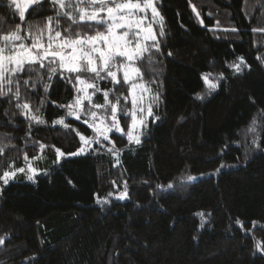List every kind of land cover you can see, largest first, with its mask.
I'll return each mask as SVG.
<instances>
[{"label": "trees", "instance_id": "trees-1", "mask_svg": "<svg viewBox=\"0 0 264 264\" xmlns=\"http://www.w3.org/2000/svg\"><path fill=\"white\" fill-rule=\"evenodd\" d=\"M156 5L164 35L160 22L149 24L160 50L149 41V51L134 63L140 70L136 80L150 90L152 104L141 142H129L125 133L132 117L119 112L122 133L109 132L108 141H94L87 152L64 157L33 180L5 185L0 264H264V0H157ZM75 8L76 0L63 10L42 0L22 22L10 0H0V37L20 25L21 35L43 30L46 43L48 17L69 11L78 20ZM60 24L56 29L53 20L52 27L63 34L71 21L63 18ZM95 30L104 28L72 27L73 34ZM239 57L246 64L236 73L229 65ZM33 68L16 78L19 98L15 86L0 97L4 169L24 166L40 151L50 157L56 149L74 152L81 147L80 135H95L81 118L67 114V106L82 95L75 74H65L71 81L62 79L58 69L49 79L47 68ZM203 73H211L212 80L223 75L211 94ZM81 76L101 89L92 104H103V92L109 91V100L120 97L118 107L127 112L129 83L121 73L119 84ZM24 103L30 111L17 107ZM83 107L90 108L88 101ZM92 111L107 116L110 109ZM61 118L68 127L53 123ZM254 119L259 147L249 131ZM125 190L122 200L112 196Z\"/></svg>", "mask_w": 264, "mask_h": 264}, {"label": "snow or ice", "instance_id": "snow-or-ice-1", "mask_svg": "<svg viewBox=\"0 0 264 264\" xmlns=\"http://www.w3.org/2000/svg\"><path fill=\"white\" fill-rule=\"evenodd\" d=\"M10 2L15 5V9L19 13V19L24 22L28 9L42 3V0H10ZM51 2L54 6L58 5L60 10L66 7L72 8V0H51ZM85 4L89 5L93 10L89 11L87 8L82 7ZM148 9H151L153 19L155 20L159 16V13L154 5V0H143V6L139 0H135V2L134 0H126L124 3H117V0H76L74 11L79 16L78 20L69 11H58L56 17H48L47 43L44 42L43 30L36 29L35 33L29 31L26 35H21V26L17 25L14 32L0 37V97L11 94L13 86H15L16 91L14 95L19 98V81L16 78L25 71L32 73L34 71L33 65L36 64H39L41 68L48 69L49 79L57 73L58 69L61 70L60 76L62 79L71 81V76L65 74H75V82L80 85L76 91L82 93V95H78L75 101L67 106V114L74 116L77 120L81 118L80 113L82 112L85 116H89L92 120V124L89 126L95 133L94 137L91 138L80 135L81 147L76 152L67 154L68 157H75L87 152L93 140L99 144L101 138L104 141L109 140V132H122L123 129L119 124L118 112H122L125 116L129 115L128 112L118 107L120 97H116V103H112L109 100V91L103 92V104H92V97L97 92H100L101 89L96 83H89L86 79H82L81 74H91L90 78L93 80L111 78L114 83L119 84L118 72L122 70L124 83L131 84L129 94L132 97V110L130 113L132 123L127 132V137L130 143L134 141L139 144L141 142L139 129L142 125L147 127V124L143 116L139 119L137 118V112L141 114L144 112L142 104L143 93L150 90L143 84L138 85L135 83V80L140 76V70L139 68L132 67V65L140 60L144 53L149 51V46L146 42L152 41L151 47L155 48L157 52L160 50V44L153 33L151 25L144 28L141 27L143 20L133 19L138 13L146 12ZM63 18L71 21V24L68 28L64 29L62 34L61 31L56 29L61 27L60 20ZM53 20H55L56 29L52 27ZM160 23L161 30L159 34L163 36L162 17H160ZM82 24L87 25L89 31L99 28H104V31L95 30L94 35L82 34L80 32L73 34L72 27ZM28 27L31 29L32 25ZM118 30L123 31L120 32ZM27 40H30L31 43H25ZM133 42H135V46H131ZM118 59H122L125 62L118 64ZM45 61H47V64H45ZM238 61L239 63L229 65V67L234 68L236 73L241 72V65L246 64L243 57H239ZM102 73L105 75H101ZM211 75V73L202 74V79L209 90L208 94L215 91L218 88L219 81L223 79L222 74L215 80L209 78ZM24 83L27 84L28 81L25 80ZM43 87L47 91L49 85L45 83ZM89 89H92L91 93ZM195 98L202 99L203 94L196 93ZM124 99L126 100L127 97ZM152 99L155 103L158 100V96ZM84 101H88L90 105V108L87 110L83 107ZM17 107L30 111L29 104L27 103L22 105L17 104ZM60 107L64 106L60 105ZM92 108L103 109L105 112H108L110 109V117L106 115L98 116L96 111H92ZM38 111L39 109H37ZM147 111L148 115L151 116V105L148 106ZM30 118L38 123H44L38 115L32 114ZM53 123L68 127L64 124L63 118ZM84 123L88 124L89 120L85 119ZM249 131L254 134L252 144L259 147V137L255 135L257 132L255 119ZM0 151H3V149L0 148ZM56 151L58 158L65 156L60 149H56ZM109 151H113V149H109ZM28 171L33 173V175L28 176L29 180H33L34 176L38 174L31 164L28 165ZM17 172L24 173L25 169L20 168L11 172L5 171L0 180L7 185L14 179ZM187 179L194 181L197 178L188 177ZM167 187L171 189L173 187L172 183H169ZM125 196H127L126 190L118 198L123 199ZM199 215L202 217L203 224V213ZM3 243L4 238L0 237V245ZM260 247L261 245L257 244V248L259 249Z\"/></svg>", "mask_w": 264, "mask_h": 264}, {"label": "rangeland", "instance_id": "rangeland-1", "mask_svg": "<svg viewBox=\"0 0 264 264\" xmlns=\"http://www.w3.org/2000/svg\"><path fill=\"white\" fill-rule=\"evenodd\" d=\"M126 2V1H125ZM134 2H135V0H134ZM140 3H141V5L143 6V1H139ZM117 3H124V2H117ZM156 3H157V0H154V5H155V7H156V9H157V12L159 13V16L154 20L153 19V15H152V11H151V9H148L146 12H140V13H138L135 17H133V19L134 20H143V23H142V25H141V27H144V28H147L150 24H149V22H160V17H162L161 16V14H160V12H159V10H158V7H157V5H156ZM12 6H13V8H14V10L16 11V9H15V5H13L12 4ZM90 9V11H92L93 9L92 8H89ZM16 13L19 15V13H18V11H16ZM118 31H120V32H122L123 30H118ZM142 43H145L144 41H141ZM149 42V41H148ZM47 43V42H46ZM147 43V42H146ZM131 46H135V42H133V44L131 45ZM123 62H125V61H123L122 59H118V61H117V63L119 64V63H123ZM132 67H135L136 68V66L133 64L132 65ZM118 73H121V77H123V71L121 70L120 72H118ZM135 83H137L138 85H140V84H143L142 82H140V81H137V80H135ZM144 85V84H143ZM145 86V85H144ZM146 87V86H145ZM131 88V84H129V89ZM147 88V87H146ZM140 93H139V91H138V95H139ZM143 102H142V104H143V108H144V112L141 114L140 112H137V118L139 119L141 116H143V118L144 119H146L149 115H148V106L149 105H151V107H152V104H151V95H150V93H149V91H147V92H144L143 93ZM131 110H132V97H131V95H130V105H129V107H127V112L128 113H131ZM98 114H100V115H102V113H98ZM118 114H119V112H118ZM80 116H81V119L84 121L85 119H88L89 120V123H88V125H91L92 124V120H91V118L89 117V116H85V114L82 112V113H80ZM107 116H109L110 117V111H109V113H108V115ZM74 117V116H73ZM131 123H132V121H131ZM131 125V124H130ZM120 127H121V125H120ZM122 128V127H121ZM140 131H141V127H140V129H139V134H140ZM123 132V131H122ZM122 132H120V133H122ZM128 132V131H127ZM127 132L125 133L126 135H127ZM109 134V133H108ZM134 134H136V133H134ZM86 138H88V137H86ZM95 140H93V142H94ZM134 142V141H133ZM80 148V147H79ZM78 148V149H79ZM77 149V150H78ZM77 150H75L74 152H76ZM71 153H73V152H71ZM65 154V156H63V157H59L58 158V153H57V151L55 150V152H54V156H49V154H45L44 152H42V151H40L36 156H34V157H32V158H30V159H28V161H27V163L24 165V166H17V167H12V168H10V169H4L3 168V166H1L0 165V177H2L3 176V173L5 172V171H9V172H11V171H15L16 169H20V168H24L25 169V172L24 173H19V172H17L16 173V175H15V177H14V179H12L11 181H13V180H29L28 179V176L29 175H33V173H31V172H29L28 171V165L29 164H31L32 165V167L33 168H35L36 169V172L38 173V174H42L43 172H45L46 170H48L49 168H50V166L52 165V164H54V163H56V162H58V161H60L61 159H63L64 157H68L67 156V154H69V153H64ZM38 174H36L35 176H34V178L38 175ZM4 186H5V184L3 183V181L2 180H0V194H1V192H2V190H3V188H4ZM121 194V193H120ZM120 194H113L112 196L113 197H115V198H118L119 196H120ZM125 198V197H124ZM123 198V199H124ZM122 200V199H121Z\"/></svg>", "mask_w": 264, "mask_h": 264}]
</instances>
